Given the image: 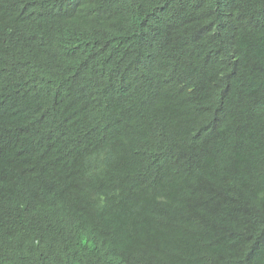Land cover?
<instances>
[{
  "label": "trees",
  "instance_id": "1",
  "mask_svg": "<svg viewBox=\"0 0 264 264\" xmlns=\"http://www.w3.org/2000/svg\"><path fill=\"white\" fill-rule=\"evenodd\" d=\"M0 264H264V0H0Z\"/></svg>",
  "mask_w": 264,
  "mask_h": 264
}]
</instances>
